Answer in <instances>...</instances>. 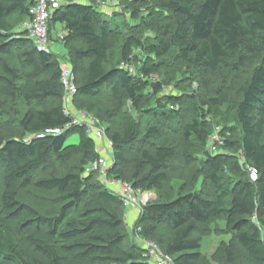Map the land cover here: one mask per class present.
Masks as SVG:
<instances>
[{
    "label": "trees",
    "instance_id": "trees-1",
    "mask_svg": "<svg viewBox=\"0 0 264 264\" xmlns=\"http://www.w3.org/2000/svg\"><path fill=\"white\" fill-rule=\"evenodd\" d=\"M34 4L0 0V264H149L136 237L156 243L174 264H197L203 226L212 221L225 223L247 263L264 264V0H116L110 14L97 0H61L48 28L50 41L62 28L63 57L38 51L17 30ZM160 12L167 22L155 19ZM127 13L136 24H122L120 58L111 66L110 46ZM65 63L77 88L70 104L82 100L112 143L108 177L158 195L142 206L132 232L122 199L87 169L100 154L85 127L45 134L71 121L60 81ZM181 66L208 93L219 71L252 67L235 127L226 125L229 95L221 88L207 99L184 87L168 92ZM186 103L193 115L178 124ZM204 107L223 128L221 144L211 141ZM164 129L181 132L185 166L200 162L198 189L164 192L175 156L155 142ZM74 134L78 142L66 144ZM239 155L256 169L255 182Z\"/></svg>",
    "mask_w": 264,
    "mask_h": 264
},
{
    "label": "rangeland",
    "instance_id": "rangeland-1",
    "mask_svg": "<svg viewBox=\"0 0 264 264\" xmlns=\"http://www.w3.org/2000/svg\"><path fill=\"white\" fill-rule=\"evenodd\" d=\"M101 10V8H99ZM112 12V7L106 8V13L110 14ZM155 19L162 20V22H167L168 19L166 14L163 12L157 13L154 15ZM120 21V38L119 40L111 43L110 46V56L109 62L110 65H117L119 58H120V50H121V40L123 39V35L126 34L124 29H121L122 24L124 26H132L136 24L135 21L130 19L128 13L126 16H122ZM24 23L19 24L17 26V30H23ZM124 28V27H123ZM149 34H153L151 32ZM64 35L61 27H56L53 29V35L51 40V52L56 55H61L62 57L67 55V48L64 44L61 43L59 39ZM131 67V65H130ZM133 74H137V69H131ZM252 71V67L246 66L238 71H228V70H221L219 71L211 80L208 85L209 93L202 88V86L198 83L197 78H195L190 72L185 69L183 66L179 68L177 75L175 76V80L173 82V86L169 89L170 94H176L178 88H186L188 93L190 94H197L201 99H207L212 91L215 88H221L222 90L226 91L229 95V104L227 107H224L222 110L225 111L228 115L227 124L228 127H235L236 120H235V109L237 106L238 101L240 100V87L244 83V81L249 78ZM103 105L108 108L109 100L103 99ZM77 107V108H75ZM71 112L77 116L80 113H86V111H82L83 108V101L80 99L76 100L75 106L72 104L69 105ZM205 115L208 120L206 123L207 128L213 131V140L217 138H221L218 134L223 129L221 126H214L211 120V114L207 112V107H204ZM192 104H183L179 107V116L177 119L178 124L184 123L192 117ZM100 127H104L105 125L102 123H98ZM97 124V125H98ZM98 125V126H99ZM227 129V128H225ZM223 131V130H222ZM78 142V135L74 134L70 136L66 142V144H76ZM156 144L163 145V146H170L175 151L174 158L169 161L167 164V172H168V183L165 185L164 192L167 193L169 196H172V193L176 195L181 188L185 187V191H191L194 189H198V183L196 184L195 177L196 169L200 166V162H194L189 166H185L180 158V151H181V132L179 130H169L164 129L161 131L159 139L155 140ZM100 146L104 148L107 152L106 147L102 143ZM100 146H97L98 148ZM98 150V149H97ZM98 152H103L102 149L98 150ZM104 154V153H103ZM106 154V153H105ZM109 157L112 160V154H109ZM133 158L129 159V162ZM194 179V180H193ZM184 186V187H182ZM1 189V183H0ZM137 203L140 204L144 199H150L152 202L158 199L157 193L150 191V192H139L136 194ZM130 207L127 209L125 207V214L124 218H126V212L128 210H135L136 215L139 213V207L136 204L129 205ZM136 208V209H135ZM52 208H49L51 210ZM137 217V216H136ZM133 220V219H132ZM125 224L129 230V232L133 230L134 224L133 221L129 222V226L125 219ZM206 232V235L201 237V245H200V259L197 264H255V263H247L244 259V254L242 250L236 244L235 237L232 233L228 231L226 225L223 221H212L203 226ZM131 234V233H130ZM195 236H201L200 233H195ZM141 238L136 237V241L141 244Z\"/></svg>",
    "mask_w": 264,
    "mask_h": 264
},
{
    "label": "built area",
    "instance_id": "built-area-1",
    "mask_svg": "<svg viewBox=\"0 0 264 264\" xmlns=\"http://www.w3.org/2000/svg\"><path fill=\"white\" fill-rule=\"evenodd\" d=\"M82 1L89 2L91 0ZM97 1L99 7L102 9H106L108 5L111 6L116 4V0ZM34 3V6L29 10L31 19L24 23L23 29L26 31L27 36L35 43L36 49L38 51L50 53L51 41L49 39L48 22L55 10L61 6V0H34ZM60 81L64 89V113L71 117V121L63 129L58 128L47 130L45 134L57 135L73 126H84L86 134L95 141L96 146H100L103 143L109 154H111L112 143L106 137L105 128L100 127L98 124L99 122L93 119L87 113H80L75 116L69 109L70 101L76 95L77 88L75 85V76L73 71L67 63L60 66ZM211 141L218 144L222 143L220 138L213 140L212 137ZM238 160L248 175L249 180L251 182H255L257 180L256 169L245 162L243 155H239ZM111 165V158H106L100 155L98 159L93 161L88 166L87 169L89 172H96L98 174V180L109 190L117 194L122 199L124 206L136 204L139 207L140 214L142 211V206L145 205L144 203L148 199H144L140 204H138L136 194L139 193V191H135L132 189L130 184L121 179L108 177V170L110 169ZM141 246L144 250H146V253L149 257V264H174L172 257L163 253L156 243L142 239Z\"/></svg>",
    "mask_w": 264,
    "mask_h": 264
},
{
    "label": "crops",
    "instance_id": "crops-1",
    "mask_svg": "<svg viewBox=\"0 0 264 264\" xmlns=\"http://www.w3.org/2000/svg\"><path fill=\"white\" fill-rule=\"evenodd\" d=\"M59 27V26H58ZM57 27V28H58ZM100 149H102V151L103 152H99V154L101 155V156H103V157H106V158H110L109 157V152L107 151H105L104 150V148L102 147V146H100L99 148H98V150H100ZM104 153V154H103ZM106 153V154H105ZM150 200V199H149ZM127 209L130 207V206H125ZM136 209V208H135ZM137 216V217H136ZM138 216H139V213H138V215H136V213H135V210H128L127 212H126V222H127V224H128V226H129V222H131V221H133V224H134V222L137 220V218H138ZM133 219V220H132Z\"/></svg>",
    "mask_w": 264,
    "mask_h": 264
},
{
    "label": "water",
    "instance_id": "water-1",
    "mask_svg": "<svg viewBox=\"0 0 264 264\" xmlns=\"http://www.w3.org/2000/svg\"><path fill=\"white\" fill-rule=\"evenodd\" d=\"M150 202H151V200H146L144 204H148Z\"/></svg>",
    "mask_w": 264,
    "mask_h": 264
}]
</instances>
